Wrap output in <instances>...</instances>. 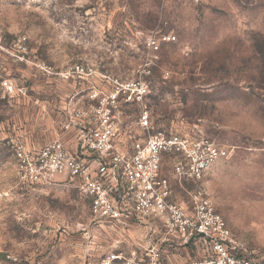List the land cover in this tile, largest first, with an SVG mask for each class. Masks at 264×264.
Returning a JSON list of instances; mask_svg holds the SVG:
<instances>
[{
    "label": "clouds",
    "instance_id": "clouds-1",
    "mask_svg": "<svg viewBox=\"0 0 264 264\" xmlns=\"http://www.w3.org/2000/svg\"><path fill=\"white\" fill-rule=\"evenodd\" d=\"M0 264H264V0H0Z\"/></svg>",
    "mask_w": 264,
    "mask_h": 264
}]
</instances>
